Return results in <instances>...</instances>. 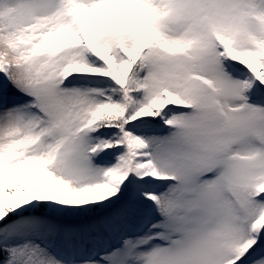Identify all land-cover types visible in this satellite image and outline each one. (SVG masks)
<instances>
[{
    "label": "snow or ice",
    "instance_id": "6c2138e0",
    "mask_svg": "<svg viewBox=\"0 0 264 264\" xmlns=\"http://www.w3.org/2000/svg\"><path fill=\"white\" fill-rule=\"evenodd\" d=\"M0 264H264V0H0Z\"/></svg>",
    "mask_w": 264,
    "mask_h": 264
}]
</instances>
